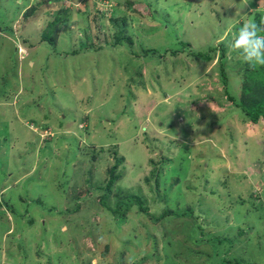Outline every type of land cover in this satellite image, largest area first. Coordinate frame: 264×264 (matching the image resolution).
<instances>
[{"label":"rangeland","instance_id":"obj_1","mask_svg":"<svg viewBox=\"0 0 264 264\" xmlns=\"http://www.w3.org/2000/svg\"><path fill=\"white\" fill-rule=\"evenodd\" d=\"M40 1L0 0V264H164L155 260L166 245L162 231L182 232L188 221L153 224L132 207L124 222L102 208L99 185L114 152L125 166L115 188L147 198L149 214L162 213L161 199L174 213L190 209L199 220L206 214L220 236H238L229 259L257 262L256 256L264 264V194L257 186L264 185V123H250L229 100L239 102L234 70L244 61L233 39L264 5L117 0L122 6L113 2L111 9L115 19L128 20L133 43L93 52L71 38L96 32L76 13L84 4L70 11L55 44L39 41L45 17L22 25ZM53 1L51 20L59 4L71 10L76 3ZM96 1L97 9L110 8ZM222 45L231 55L226 85L217 70ZM213 46L216 56L206 64L169 53L204 54ZM129 49L155 53L134 58ZM152 171L159 173L158 190ZM181 250L172 249L168 263L187 264Z\"/></svg>","mask_w":264,"mask_h":264},{"label":"trees","instance_id":"obj_2","mask_svg":"<svg viewBox=\"0 0 264 264\" xmlns=\"http://www.w3.org/2000/svg\"><path fill=\"white\" fill-rule=\"evenodd\" d=\"M40 1V0H39ZM58 1V0H56ZM100 1H108L107 6L110 8L106 11L97 9V1L90 0L91 5H87L88 0H75L76 3L72 4L73 8L71 10L64 8L63 5L59 4L57 8L59 10L55 14L54 18L51 20L50 17V3H56L53 0H41L39 3L35 4V6L31 7L28 12H25L23 15V24L25 27L29 22L42 20V17H45V22L42 20L41 25L42 33L39 36L40 42H46L49 44H55L57 39L59 38V27L67 22V16L70 14V11L75 12V6L77 4H84L85 8L83 11L76 10V13L82 14L85 18L87 17V21L91 28L93 26L96 28V32L90 36H84L80 40L73 37L71 34V38H73L76 43V46H79V49L82 50L85 46L88 47L93 52L98 50H105L110 48H119L120 45L125 44L131 46L133 43L132 37L128 36L125 32L127 31V21L124 16L115 19L116 10L111 9L112 3H116L118 7H121L123 3H120L117 0H100ZM254 3L264 5V0H253ZM126 3V2H125ZM124 3V4H125ZM255 4V5H256ZM81 5V6H82ZM128 9V7H126ZM130 10V9H128ZM126 16V15H125ZM89 18V19H88ZM252 19H255L257 24H260L261 20L264 19V10H259L251 15ZM104 19L107 20V25L102 22ZM115 23H119L120 27L115 26ZM32 24V23H31ZM93 25V26H91ZM111 25L115 28V33H112L108 26ZM44 28V31H43ZM264 35V33H260ZM100 35L105 39L102 42ZM107 36H110L113 42H109L107 40ZM70 37V36H69ZM23 40V44L26 43V39L21 38ZM89 41V44L87 41ZM78 41V42H77ZM30 44V43H29ZM28 44V45H29ZM33 45V44H31ZM187 48L189 44L186 45ZM219 54H217V63H218V73L220 74V78L223 79L222 83L226 85L227 76H226V62L231 60V55L229 57L226 56V48L222 45L219 48ZM134 58H145L146 53L153 54L154 50H139L134 52L129 49ZM79 50L74 51L73 53H77ZM185 52L191 59H194L197 62L201 63H209L213 61L216 56L217 48L213 46V50H209L208 53H197L196 51L189 50L186 51H169L171 55H176L177 53ZM236 53V52H234ZM66 55V53H65ZM243 68H236L234 70L235 74L240 75L241 77V95L239 102H236L233 98L229 97L231 103H233L236 107H241L242 111L246 117V119L252 123L256 124L260 119H262L264 123V67H255L253 68L250 64L243 61L241 64ZM146 66L148 64L146 63ZM142 75V73H141ZM45 131V130H44ZM47 134V133H44ZM102 151V150H101ZM117 152L113 153L114 163L106 170V177L103 182L99 185V188L105 192L106 197H100L98 199V203L102 208L107 210L109 214L118 218V216L122 215V220L125 222L126 215L129 216V209L132 207H136L139 213H144L148 217V219L153 223H158L159 221H164L166 218V222L170 219L177 221L179 218H185L188 222H185L182 226V232L178 231V227L162 231V239L161 243L166 241V245L163 248H159L158 254H155L156 259H160V261L165 259L164 264H173L174 261L171 260L168 263V259H171L169 254L172 249L181 248V251H185L187 255H185L189 262L187 264H259L257 263L259 260L255 256L254 261L243 262L238 259L237 256L231 257L230 259L227 257L229 252L237 246L239 240L238 236H234L229 239V237H224L219 235V226L215 222V220L208 219L206 214L202 215V218L199 220L198 217H194L193 212L190 209L185 211V213L180 212H172L169 209H166L165 206L167 204L160 202L164 205L162 208V213L149 214L148 210H150L148 206L147 198H143L139 195L133 194L131 191L127 192L124 190L116 189L115 185L119 179L124 175L125 166L123 165L124 158L118 157ZM94 157H92L93 160ZM153 165L154 162H151ZM151 177L149 178L154 182L155 189L158 190L159 184V173L151 172ZM262 176V175H261ZM149 180H147L148 182ZM261 193L264 194V190L261 189L264 185L260 183L257 185ZM98 188V187H97ZM193 188V187H192ZM160 195V194H157ZM264 196V195H263ZM110 198V199H109ZM113 198V201H112ZM239 198V196H238ZM241 198V197H240ZM239 198V199H240ZM152 201V200H150ZM119 202V203H118ZM231 205V204H230ZM236 217V216H235ZM236 219H238L236 217ZM239 220V219H238ZM142 225L144 222L139 221ZM179 223V222H176ZM225 224V223H224ZM145 226V225H144ZM209 227V228H208ZM212 229L211 232L206 230ZM217 231V232H216ZM238 235H241L243 231H238ZM157 237L151 238V241L154 242L155 250H157V246L159 247V241L156 239ZM193 247V249H191ZM259 252H263L264 254V241L260 244ZM255 253V252H252ZM176 255V253H174ZM183 255V254H182ZM258 255V254H255ZM184 256V255H183ZM198 256V257H197ZM218 256L217 260H214L215 257ZM259 258H261L259 254ZM187 259V260H188ZM141 264V263H140Z\"/></svg>","mask_w":264,"mask_h":264},{"label":"clouds","instance_id":"obj_3","mask_svg":"<svg viewBox=\"0 0 264 264\" xmlns=\"http://www.w3.org/2000/svg\"><path fill=\"white\" fill-rule=\"evenodd\" d=\"M249 0H243L247 4ZM264 19L257 24L255 19H248L238 30L232 47L238 50L243 60L253 68L264 67Z\"/></svg>","mask_w":264,"mask_h":264}]
</instances>
